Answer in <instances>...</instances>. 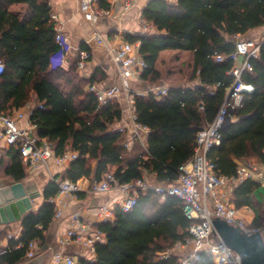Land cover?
<instances>
[{"label": "trees", "instance_id": "trees-1", "mask_svg": "<svg viewBox=\"0 0 264 264\" xmlns=\"http://www.w3.org/2000/svg\"><path fill=\"white\" fill-rule=\"evenodd\" d=\"M14 3L27 4L30 18L20 19L11 12L9 6ZM99 4L109 6L107 0ZM50 14L49 0H0V58L5 64L0 74V113L23 107L32 92L36 95L42 107H36L30 119L39 136L50 143L57 156L77 153L63 178L98 181L112 170L123 183L143 177L146 171L163 184H171L178 177L179 166L193 152L197 131L214 118L233 83L229 71L234 62H216L214 56L233 52L235 35L264 25V0H148L142 17L160 33L124 34L126 41H140L139 53L145 63L140 77L149 82L162 78L155 67L160 51L188 50L193 52V75L199 73L200 84L171 87L160 99L151 91L136 94V121L148 126L150 132L145 150L131 153L123 145V133L112 127L121 117L119 105L112 101L100 105L93 93L83 89L87 80L79 77L76 60L68 68H49V56L56 49ZM251 64L252 71H244L242 80L254 90L244 94L233 111L238 119L224 126L219 143L208 151L224 175L235 173V158L264 159V40ZM7 155L5 164L0 157L5 176L12 181L24 179L27 172L18 147L8 145ZM257 185L245 179L234 188L231 200L237 208L255 206ZM57 191L54 180L45 185V202L37 212L22 218V232L18 238H10L0 253V264H16L26 255L29 242L44 240L54 216L50 199ZM114 211L112 221L98 224L105 241L96 244L94 259L78 264H182L177 253L159 254L188 235L193 220L185 215L181 199L169 194L161 199V194L149 189L138 194L129 211ZM191 264L214 262L210 253L201 250Z\"/></svg>", "mask_w": 264, "mask_h": 264}, {"label": "built area", "instance_id": "built-area-1", "mask_svg": "<svg viewBox=\"0 0 264 264\" xmlns=\"http://www.w3.org/2000/svg\"><path fill=\"white\" fill-rule=\"evenodd\" d=\"M100 0H79L80 9L85 18L94 22L99 16L108 14V10L99 8ZM137 0H125L124 9L130 8ZM56 19V15L51 13L50 20ZM98 42L102 38L95 36ZM54 40L56 49L49 56V68H58L66 62L72 49L67 34L60 28L55 29ZM261 42L248 39H237L235 49L228 55H215L216 62L230 59L234 66L229 71L234 77L233 83L228 90L224 101L219 106L214 118L203 125L196 133L195 146L191 156L179 166L177 179L171 184L150 185L144 176L130 182H119L112 171L105 172L101 179L92 181L86 189L92 193H102L109 190H117L119 197L115 205L111 208L101 207L100 214L102 222L112 221L115 216V208L122 211H129L140 192L149 189L161 194V199L169 195H175L184 203L185 215L193 220L188 227V235L184 239L177 241L173 247L165 252L159 253L166 257L170 254H179L182 264H191L197 259V254L205 250L211 254L214 264H242L241 256L215 232L212 219L220 218L226 223L236 227L246 235L256 232H264V205L262 206L263 217L258 225L247 222L238 214V208L231 200L229 187L232 184L240 183L245 179L262 181L264 179V167L258 164L237 165L236 171L232 175L221 174L215 163L208 157V151L217 145L221 138V130L226 126L227 120L232 115L234 109L241 105L245 93L254 90L252 84L242 80L244 71H252L251 59L257 57L260 51ZM90 53L86 49H80L76 58V65L79 70L86 66ZM113 62L118 69L120 85H112L104 89H98L95 84L87 85V91L93 93L100 105H104L118 94L121 87L125 90L127 109L131 116V126L129 129L120 127L121 133L130 131L131 139L141 140L149 134L150 129L136 121L135 98L137 93L127 89L126 84L129 79L139 78L145 68L144 60L138 55L134 43L124 41L112 54ZM241 58V61H237ZM5 64L0 58V74L4 71ZM156 99L166 96L169 88L161 86L151 90ZM31 99L20 108L10 109L9 113H0V138L4 139L7 145H16L19 149L21 161L28 169L34 170L45 166L48 168V160L53 158L58 164L69 162L76 158L75 151H67L63 155L54 154L50 143L39 136L37 126L30 117L36 107L42 104L36 99L34 105L30 104ZM203 109V106H200ZM17 119H25L24 126H18ZM132 142V140H131ZM126 138L123 145L130 149L132 143ZM264 154V150H263ZM58 186L59 196H75L82 190L77 181L68 178L54 179ZM52 198L50 202L54 206L53 218H59L66 206L61 199ZM69 227L64 233V243H82L92 253L95 254L96 244L105 241V233L93 227L89 222L83 220L80 215L73 213L68 218ZM11 238V235L9 236ZM20 243L15 247H19ZM8 247V246H7ZM35 243L31 241L27 246V255H34ZM4 250H2L3 252ZM0 252V253H2ZM53 264H78V259L70 254L56 251L52 254Z\"/></svg>", "mask_w": 264, "mask_h": 264}, {"label": "crops", "instance_id": "crops-1", "mask_svg": "<svg viewBox=\"0 0 264 264\" xmlns=\"http://www.w3.org/2000/svg\"><path fill=\"white\" fill-rule=\"evenodd\" d=\"M173 1V0H172ZM148 0H137L130 8L124 9L125 0H107L108 14L99 16L94 22L87 20L80 9L79 0H49L51 7V13L56 15V19L50 20L53 24L54 30L60 28L63 30L71 43L72 49L69 56L64 63L65 68H68L77 58L80 49H86L90 53L89 60L86 66L78 70L79 77L87 80L83 89L87 91V85L93 83L98 89H104L112 85H120V76L118 69L116 68L112 54L113 51L119 47L125 40L124 34L131 35H155L160 33L156 27L152 26L148 21L142 17V11ZM100 8V4L98 5ZM103 8V7H101ZM9 10L18 14L20 19L27 20L31 16V10L25 3H14L9 6ZM98 35L102 38V42H98L95 36ZM251 38L256 42H262L264 40V25L255 29L249 30L245 34H237L233 37V41L237 39ZM135 48L139 53L140 41L134 42ZM189 54V64L193 63V52L188 50L179 49H165L159 52L156 60V69L161 72L162 78L159 81L149 82L143 80L141 77L131 78L126 84L127 89L131 92L146 95L149 91L155 87H190L200 84L199 73L196 71L190 77L182 79L178 83L170 81L165 71L163 70L166 65L164 56H171L174 62H177L178 57L182 54ZM241 61V58L237 61ZM164 71V72H163ZM88 92V91H87ZM30 104L36 103V95L32 92L30 95ZM112 102L117 103L121 109V117L116 121L112 127L119 129L120 127L131 126V116L127 109L125 90L121 87L118 94L112 99ZM238 118L233 115L229 117L227 124L236 121ZM18 126H24L25 119H17ZM127 140H132V146L130 149H126L131 153L134 150H145V142L147 136L141 140L131 139L130 131L123 134ZM8 145L4 139L0 138V157H3L4 164L8 161ZM237 165L258 164L260 168L264 167V159H258L257 157L238 158L234 159ZM71 161V160H70ZM69 162L58 164L53 158L48 160V168L45 166L38 169H28L26 167V177L22 181L28 186H35L40 195L32 200L31 212H37L45 199L43 197V189L45 185L54 179L62 178L63 173L69 165ZM3 171V169H2ZM112 171V170H111ZM143 176L147 183L150 185H161L162 182L158 181L156 175L149 172H144ZM9 177L1 175L0 182ZM94 181L93 178L81 177L77 182L81 185L80 190L75 196H59L57 193L52 198L62 200V203H66V206L62 212L61 217L53 218L48 228L44 231V240H33L35 243L34 255L29 257L26 255L19 260L16 264H53L52 254L56 251H61L75 256L78 262L81 260L92 261L95 254L92 253L82 243H64V233L69 227L68 218L71 214L77 213L80 217L89 222L93 227L98 228V224L102 222L100 208L109 207L115 205L116 200L119 197L117 190H109L102 193H92L86 189L87 185ZM257 182V186L254 189L255 206H241L238 208V214L243 217L247 222L254 225H258L263 217L262 206L264 205V179ZM239 183L232 184L229 187L230 194L232 196L234 188ZM51 198V199H52ZM50 199V200H51ZM233 202V201H232ZM234 203V202H233ZM22 232L21 221L10 223L9 225H0V252L7 248L11 238H18ZM264 240V232L262 233Z\"/></svg>", "mask_w": 264, "mask_h": 264}, {"label": "water", "instance_id": "water-1", "mask_svg": "<svg viewBox=\"0 0 264 264\" xmlns=\"http://www.w3.org/2000/svg\"><path fill=\"white\" fill-rule=\"evenodd\" d=\"M39 195L35 186H28L22 180L1 181L0 225L21 221L31 212L32 200ZM212 223L222 240L240 254L242 264H264V240L260 232L246 235L220 218H213Z\"/></svg>", "mask_w": 264, "mask_h": 264}, {"label": "rangeland", "instance_id": "rangeland-1", "mask_svg": "<svg viewBox=\"0 0 264 264\" xmlns=\"http://www.w3.org/2000/svg\"><path fill=\"white\" fill-rule=\"evenodd\" d=\"M164 59L166 60V65L164 66L163 70L165 71V73L167 70L166 75L168 79H170V81L172 80L176 84L180 82L182 79L186 77H190L192 73V67L191 64H189V60H190L189 54L182 53L178 57L177 62H174L171 56H164ZM2 169L3 166L0 165V177L1 175H3Z\"/></svg>", "mask_w": 264, "mask_h": 264}]
</instances>
